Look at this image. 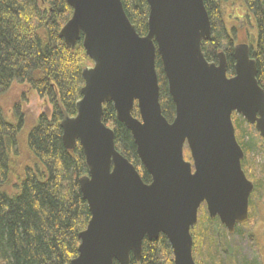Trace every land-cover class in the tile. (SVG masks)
Listing matches in <instances>:
<instances>
[{
	"label": "water",
	"instance_id": "95a60500",
	"mask_svg": "<svg viewBox=\"0 0 264 264\" xmlns=\"http://www.w3.org/2000/svg\"><path fill=\"white\" fill-rule=\"evenodd\" d=\"M66 2L72 15L59 36L70 48L81 39L91 61L81 71L75 114L58 102L63 145L78 143L85 157L79 187L90 213L68 264H130L131 255L140 261L143 239L160 234L174 264H198L191 228L202 203L230 234L249 219L254 184L242 169L232 114L254 125L264 149V89L250 46L233 45L231 75L223 51L217 62L208 60L202 45L212 25L204 0H147L144 35L121 0ZM157 55L175 107L172 121L161 109ZM107 103L131 132L150 182L116 148L115 131L102 119Z\"/></svg>",
	"mask_w": 264,
	"mask_h": 264
},
{
	"label": "trees",
	"instance_id": "16d2710c",
	"mask_svg": "<svg viewBox=\"0 0 264 264\" xmlns=\"http://www.w3.org/2000/svg\"><path fill=\"white\" fill-rule=\"evenodd\" d=\"M121 1L136 30L144 35L148 30L147 0ZM223 2L204 0L217 34L213 32L211 41H205L202 47L210 60L226 41L228 72L233 74L234 42L222 25L226 15ZM241 2L246 21H238L235 26L236 29L243 27L247 40L250 39L249 25L256 27L257 38L251 45V56L257 62V79L264 89V0ZM71 15L72 8L66 0H0V96L16 82L36 91L53 106L50 114L41 113L31 126L25 127L23 114L16 106L12 108L16 118H12L0 105V264H68L77 255L78 233L90 219L79 187V179L87 174L85 157L78 143L73 149L64 147L58 106L60 102L69 114L76 112L75 101L84 84L81 71L91 64L81 39L75 48H70L59 36ZM216 23L221 24V29H217ZM155 65L162 113L172 121L175 107L158 55ZM133 114L138 116L136 107ZM102 119L115 131L116 148L136 166L142 179L150 182L151 176L141 164L132 134L116 119L111 103L104 105ZM232 121L244 151L242 169L252 179L257 169L249 163L248 145L240 129L245 133L243 125L254 126L237 115L232 116ZM258 138L261 140L259 134ZM185 153L189 157L188 150ZM261 179L259 183L254 181L251 195L259 191L264 202V178ZM249 201L252 206L253 199ZM200 212L191 228L193 257L199 264L196 248H201L203 243L210 248L217 238L214 234L225 235L217 217L211 218L205 210ZM201 226L204 228L199 231ZM232 254H228V260L233 259ZM130 258V264H174L171 246L163 234L157 239H143L140 261L132 255ZM114 264L119 263L114 261ZM237 264L246 263L242 260ZM249 264L259 263L254 260Z\"/></svg>",
	"mask_w": 264,
	"mask_h": 264
},
{
	"label": "rangeland",
	"instance_id": "374dc122",
	"mask_svg": "<svg viewBox=\"0 0 264 264\" xmlns=\"http://www.w3.org/2000/svg\"><path fill=\"white\" fill-rule=\"evenodd\" d=\"M240 3L241 0H224L223 2L226 15L223 16L222 25L225 24L229 30L232 26L235 27L237 25V16L242 15L243 21H246L243 4H241V8L237 9L240 7ZM218 28H221V24L217 25ZM248 31L250 39L247 40L243 27L241 29L238 27L235 31L237 33L235 43H254L256 37L255 25H249ZM225 44L226 41L222 42V47L218 51L224 50ZM0 105L7 110V113L12 118H16L12 109L16 106L18 111L23 114L25 127L31 126L41 113L50 114L53 107L48 99L41 97L29 87L16 82L13 83L7 92L0 96ZM237 116L242 118L240 115ZM242 127L245 133L241 129L240 133L245 135V141L244 138L242 139L248 145L247 157L249 163H252L254 168L257 169V172L252 175L251 180L259 183L262 181L261 178H264V149L262 147V140L258 138V133L254 127L247 125H243ZM187 150V148L184 149L186 159L189 158L185 153ZM250 199H253L254 203L250 207L251 209L249 208V220L239 226V230L234 235L231 236L226 233V229L221 228L222 231L224 230L225 235L218 236L214 234L217 238L210 245V248H206L205 243H203L201 248H196V256L200 264H237L238 261L242 262V260L246 264L254 260L259 264H264V202L259 191H255L250 196ZM202 228L204 226L199 227L198 230L200 231ZM229 253L232 254V260L227 259Z\"/></svg>",
	"mask_w": 264,
	"mask_h": 264
},
{
	"label": "flooded vegetation",
	"instance_id": "af4514ba",
	"mask_svg": "<svg viewBox=\"0 0 264 264\" xmlns=\"http://www.w3.org/2000/svg\"><path fill=\"white\" fill-rule=\"evenodd\" d=\"M205 4V3H204ZM241 4H243L242 2L240 3V7H238L237 9H239V8H241ZM210 17V16H209ZM242 18V15L240 16H237L236 18L238 19V21L239 22H241L242 20H243V18ZM210 21H211V19H210ZM211 25H212V23H211ZM223 27H224V29H225V31L227 32V34L229 35V38L232 40V42H234V44L233 45H235L236 43H235V39H237V33L235 32L236 31V26L235 27H231L230 28V30L229 29H227V26L225 25V24H223ZM256 28V27H255ZM218 29H221V28H218ZM213 32H215L214 34L216 35L217 33V31H216V27H214L213 28V25H212V32H211V39H212V35H213ZM219 35L221 36V34L219 33ZM256 36H257V30H256ZM256 38L257 37H255V40H256ZM207 41H211V40H207ZM238 43H242V42H238ZM243 43H246V42H243ZM249 46H250V49H251V45L252 44H249V43H247ZM233 47V46H232ZM220 51H223L224 53H225V55H226V52L224 51V50H220ZM220 51H218V49L215 51V57L213 58V59H210V61H216L217 62V53L218 52H220ZM233 51V50H232ZM228 75H231L230 73H228ZM263 88V87H262ZM75 114V113H74ZM233 115H239V114H237L236 112H234L233 113ZM232 115V116H233ZM247 176V175H246ZM250 179V178H249ZM251 180V179H250ZM252 181V180H251ZM253 182V184H254V189H255V183H254V181H252ZM254 191V190H253ZM252 191V192H253ZM251 195V194H250ZM250 200V199H249ZM251 207V202L249 201V208ZM201 210H205L207 213H208V211H207V207H206V204L205 203H202L201 205H200V207H199V209H198V215H199V212L201 211ZM211 218H215V217H211ZM218 218V217H217ZM219 219V218H218ZM197 221H198V217H197ZM219 222H220V220H219ZM197 223V222H196ZM220 224H222L221 222H220ZM223 225V224H222ZM237 226L238 225H236L235 226V229H234V232H235V230L237 229ZM241 226V225H240ZM223 227H224V229H226V231H227V228L223 225ZM234 232H233V234H234ZM227 233L229 234V232L227 231ZM231 235V234H230ZM199 264V263H198Z\"/></svg>",
	"mask_w": 264,
	"mask_h": 264
}]
</instances>
